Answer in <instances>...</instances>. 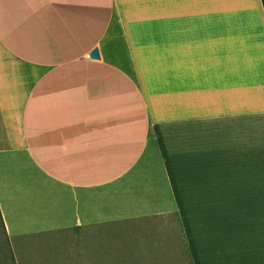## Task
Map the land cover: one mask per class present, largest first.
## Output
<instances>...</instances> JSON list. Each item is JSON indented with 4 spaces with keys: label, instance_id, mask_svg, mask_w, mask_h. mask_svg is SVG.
I'll return each instance as SVG.
<instances>
[{
    "label": "crops",
    "instance_id": "1",
    "mask_svg": "<svg viewBox=\"0 0 264 264\" xmlns=\"http://www.w3.org/2000/svg\"><path fill=\"white\" fill-rule=\"evenodd\" d=\"M162 213L192 264H264V0H0L14 264H97L98 225Z\"/></svg>",
    "mask_w": 264,
    "mask_h": 264
},
{
    "label": "rangeland",
    "instance_id": "2",
    "mask_svg": "<svg viewBox=\"0 0 264 264\" xmlns=\"http://www.w3.org/2000/svg\"><path fill=\"white\" fill-rule=\"evenodd\" d=\"M247 17L250 21L251 15ZM235 18V15H228V23L235 24ZM96 230L100 234L93 251L97 264H190L180 224L174 214L130 218L98 225ZM0 264H14L1 221Z\"/></svg>",
    "mask_w": 264,
    "mask_h": 264
},
{
    "label": "water",
    "instance_id": "3",
    "mask_svg": "<svg viewBox=\"0 0 264 264\" xmlns=\"http://www.w3.org/2000/svg\"><path fill=\"white\" fill-rule=\"evenodd\" d=\"M89 56L92 57V58H98L99 57L98 49L97 48H93L90 51Z\"/></svg>",
    "mask_w": 264,
    "mask_h": 264
},
{
    "label": "trees",
    "instance_id": "4",
    "mask_svg": "<svg viewBox=\"0 0 264 264\" xmlns=\"http://www.w3.org/2000/svg\"><path fill=\"white\" fill-rule=\"evenodd\" d=\"M186 249H187V248H186ZM187 253H188V250H187ZM188 259H189V261H190V264H192V263H191V260H190V256H189V254H188Z\"/></svg>",
    "mask_w": 264,
    "mask_h": 264
}]
</instances>
